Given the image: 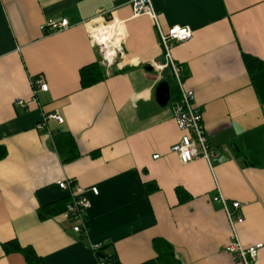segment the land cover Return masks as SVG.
Listing matches in <instances>:
<instances>
[{"label": "crops", "instance_id": "0c3cea01", "mask_svg": "<svg viewBox=\"0 0 264 264\" xmlns=\"http://www.w3.org/2000/svg\"><path fill=\"white\" fill-rule=\"evenodd\" d=\"M151 3L163 29L193 32L171 53L216 156L183 165L170 152L182 133L170 105L156 104L155 89L165 81L177 98L176 87L169 70L152 67L163 63L156 30L149 17L133 15L128 0H0V264H26L20 253L3 251L12 241L43 264H97L94 245L118 264H144L157 257L158 241L178 264H238L224 252L233 232L244 249L261 245L253 264H264V0ZM61 19L67 29L41 30ZM114 22L123 57L103 67L104 81L82 89L80 69L101 65L89 31ZM245 55L260 67L249 71ZM36 78L47 92L34 94ZM49 114L63 123L48 120L38 130ZM61 134L79 154L67 164L54 146ZM60 181L79 186L90 203L85 234L61 215L38 217L68 203ZM177 189L190 199L180 203Z\"/></svg>", "mask_w": 264, "mask_h": 264}, {"label": "built area", "instance_id": "2783aa9c", "mask_svg": "<svg viewBox=\"0 0 264 264\" xmlns=\"http://www.w3.org/2000/svg\"><path fill=\"white\" fill-rule=\"evenodd\" d=\"M132 8L134 16H147L150 18L159 40L162 50L163 63L153 64V68L161 74L164 70H169L174 81L177 98L169 105L173 113V120L177 129L182 133L179 140L170 147V152L176 154L181 164L185 165L197 159L209 161L216 156L217 151L211 147L202 126V118L200 111L194 106L193 93L185 89L183 85V77L180 66L174 61L172 57V49L175 44L185 43L192 39L193 32L189 27L173 26L163 29L158 21V14L152 6L151 0H128ZM113 27L111 34L108 33L105 38L97 36L98 29H105ZM69 27L66 19L59 21H49L41 30L45 34L65 30ZM90 42L94 48L97 49L100 55V64L106 70H109L118 57H123L121 48V34L119 27L114 22L100 28L90 29ZM110 34V35H109ZM105 39V40H104ZM34 87V94L37 92H47L48 86L41 79L36 78L32 80ZM14 105L24 108L22 101L16 100ZM48 120H54L57 124H62L63 119L57 114H49L43 116L42 121L37 125L38 130H42ZM158 156H154L156 159ZM58 187L65 191L69 190V200L61 214L63 220L73 224V232L81 235L86 233L84 226L85 215L90 207L89 201L84 196V191L77 185L70 181H60L57 183ZM92 194L97 195L95 188L91 189ZM213 202L222 206L227 218L230 220L233 213L225 200L216 195L213 197ZM231 208L236 211L240 208L238 203H232ZM240 220V218H238ZM102 246H92L93 252L98 251ZM261 245H256L248 249H244L237 240L234 232L231 241L224 247V252L231 255L233 260L238 264H253L257 258ZM97 264H104L97 262Z\"/></svg>", "mask_w": 264, "mask_h": 264}, {"label": "trees", "instance_id": "16d2710c", "mask_svg": "<svg viewBox=\"0 0 264 264\" xmlns=\"http://www.w3.org/2000/svg\"><path fill=\"white\" fill-rule=\"evenodd\" d=\"M243 61L246 68L249 71H253L254 68L257 69L260 67L255 66L252 62L253 60L248 56H243ZM80 76V86L82 89H86L92 87L102 81L105 80V70L98 63H93L88 66H85L79 71ZM171 100L170 104L176 99L174 98L173 91L170 92ZM234 149V154L237 159L243 160V153L240 147H238L237 143L232 144ZM54 146L55 150L62 160V163H70L76 160L79 157L78 151L76 149V145L72 138L67 134H61L54 137ZM4 150L0 148V159L4 157ZM176 195L180 203H184L188 201L190 198L181 190H176ZM64 203H57L52 207L43 208L38 211V217L41 220H44L48 217H54L57 215H61L65 209ZM155 250L157 252V257L149 262L144 264H178V262L174 259L173 251L170 245L165 242L158 241L155 242ZM3 251L8 253H20L26 264H43L36 256L34 251L31 248H22L18 245L16 241L7 242L2 244ZM107 247H101L98 251H95L96 261L103 262L104 264H118L115 256L106 254Z\"/></svg>", "mask_w": 264, "mask_h": 264}, {"label": "water", "instance_id": "95a60500", "mask_svg": "<svg viewBox=\"0 0 264 264\" xmlns=\"http://www.w3.org/2000/svg\"><path fill=\"white\" fill-rule=\"evenodd\" d=\"M155 102L160 108H166L170 102V89L165 81H161L156 86Z\"/></svg>", "mask_w": 264, "mask_h": 264}, {"label": "bare ground", "instance_id": "6f19581e", "mask_svg": "<svg viewBox=\"0 0 264 264\" xmlns=\"http://www.w3.org/2000/svg\"><path fill=\"white\" fill-rule=\"evenodd\" d=\"M113 27H107L105 29H98V32H97V36H100L102 38H105V37H108L107 34L110 33L111 34V31H112ZM109 34V35H110ZM105 40V39H104Z\"/></svg>", "mask_w": 264, "mask_h": 264}]
</instances>
